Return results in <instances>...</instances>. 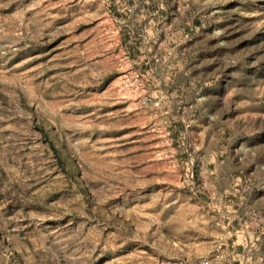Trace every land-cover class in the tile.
<instances>
[{
	"label": "rangeland",
	"instance_id": "374dc122",
	"mask_svg": "<svg viewBox=\"0 0 264 264\" xmlns=\"http://www.w3.org/2000/svg\"><path fill=\"white\" fill-rule=\"evenodd\" d=\"M0 264H264V0H0Z\"/></svg>",
	"mask_w": 264,
	"mask_h": 264
},
{
	"label": "crops",
	"instance_id": "0c3cea01",
	"mask_svg": "<svg viewBox=\"0 0 264 264\" xmlns=\"http://www.w3.org/2000/svg\"><path fill=\"white\" fill-rule=\"evenodd\" d=\"M245 238H246V237H245ZM245 238H244V239H245ZM249 242H250L251 244L253 243V244H252L253 246H256V245H257V247H258L257 249H259V248L262 246V241H261V242H260V241L257 242L256 239L252 240V238H251V240H249ZM254 243H255V244H254Z\"/></svg>",
	"mask_w": 264,
	"mask_h": 264
}]
</instances>
